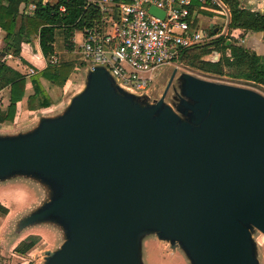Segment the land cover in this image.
<instances>
[{
	"label": "water",
	"instance_id": "95a60500",
	"mask_svg": "<svg viewBox=\"0 0 264 264\" xmlns=\"http://www.w3.org/2000/svg\"><path fill=\"white\" fill-rule=\"evenodd\" d=\"M85 72L62 112L0 133V181L27 176L49 196L19 228L46 223L63 234L44 264H144L147 234L191 264H261L264 94L183 72L170 104L177 69L154 101L104 65Z\"/></svg>",
	"mask_w": 264,
	"mask_h": 264
},
{
	"label": "trees",
	"instance_id": "16d2710c",
	"mask_svg": "<svg viewBox=\"0 0 264 264\" xmlns=\"http://www.w3.org/2000/svg\"><path fill=\"white\" fill-rule=\"evenodd\" d=\"M28 1L30 0H0V27L6 32L3 49L13 55L19 56L23 42L39 40L47 66L31 76L34 92L28 97V108L37 110L53 105V98L42 84L41 78L62 87L75 67V61L71 57L61 58L56 62H52L51 57L64 44L73 48V43L69 40L75 31L93 25L99 19L100 12L97 4L90 0H58L52 4L41 2L32 14L20 12V5ZM224 2L230 9V30L242 28L262 32L264 36V9L243 7L240 0ZM195 3L199 5L198 2ZM202 10L214 13L208 9ZM213 51L223 52V55L218 60L203 58ZM178 59L188 60L191 66L206 73L225 74L264 86V53L247 46L245 41L220 35L210 41L180 49ZM4 88L9 89V104L3 108L0 98V123L14 120L17 102L22 99L26 89L24 75L0 57V91ZM0 209L6 211L1 204ZM40 239L39 234H28L16 246L15 251L24 255Z\"/></svg>",
	"mask_w": 264,
	"mask_h": 264
},
{
	"label": "built area",
	"instance_id": "2783aa9c",
	"mask_svg": "<svg viewBox=\"0 0 264 264\" xmlns=\"http://www.w3.org/2000/svg\"><path fill=\"white\" fill-rule=\"evenodd\" d=\"M91 1L98 6L99 19L80 30V42L74 36L69 41L81 52L82 62L106 66L122 87L135 93H149L154 71L174 64L180 49L216 36L212 28H203L199 23L202 9L224 19L220 32L228 31L230 20L224 0ZM152 5L163 10L164 17L151 13ZM36 6L37 2H32L28 13ZM57 60L56 55L51 57L52 62Z\"/></svg>",
	"mask_w": 264,
	"mask_h": 264
},
{
	"label": "rangeland",
	"instance_id": "374dc122",
	"mask_svg": "<svg viewBox=\"0 0 264 264\" xmlns=\"http://www.w3.org/2000/svg\"><path fill=\"white\" fill-rule=\"evenodd\" d=\"M236 34L238 32H235ZM223 35L224 37L236 39L231 32H218L215 37ZM237 39L240 40L241 34ZM214 37V38H215ZM80 39V33L76 35ZM241 41V40H240ZM228 53V50H227ZM59 59L71 57L75 64L82 66L81 70L72 71L66 84L53 91V105L41 113L43 115H56L63 111L70 98L79 92L85 84L86 65L83 64L76 48H68L64 44L57 50ZM223 52L213 51L205 55L204 59H219ZM208 56V57H207ZM214 56V57H213ZM177 69L176 76L166 95L165 100L170 104H175V91L180 83L179 75L183 72H190L202 78L227 82L235 85L254 88L264 94V86L244 79L233 78L225 74H211L203 72L190 65L188 60H177L174 64L163 65L154 71L153 84L149 88L151 95L150 101L161 97L169 81L172 72ZM34 125H20V122L13 128L0 126V133H15L25 130ZM14 131V132H13ZM49 199L47 191L37 180L19 176L7 181H0V204L6 208V211L0 209V262L3 264H44L45 251L55 250L63 242L61 230L53 224H36L28 228H19L20 219L36 208L38 205ZM27 233H36L41 236L40 241L32 247L26 254L20 255L15 251L16 246L24 239L21 238ZM257 242L258 257L261 264H264V233L255 230L253 233ZM25 237V236H23ZM142 256L144 264H191L187 256L180 247L172 248L167 242H160L155 234H147L142 238Z\"/></svg>",
	"mask_w": 264,
	"mask_h": 264
},
{
	"label": "crops",
	"instance_id": "0c3cea01",
	"mask_svg": "<svg viewBox=\"0 0 264 264\" xmlns=\"http://www.w3.org/2000/svg\"><path fill=\"white\" fill-rule=\"evenodd\" d=\"M34 1H36L37 4L41 2L52 4V3L57 2L58 0H30L20 5V12L28 13V10L31 7L32 2ZM240 2H241V5L246 8L257 9V10L264 9V0H240ZM34 11L35 9L29 12V14H32ZM200 21H201V26L203 28H207V29L212 28V31L218 34V32L222 30L224 19L222 17L215 16L214 13L209 14L207 12L202 11L200 13L199 23ZM227 32L233 33L235 36H237V38L238 36H240L239 34H241L240 39H243V41H245L247 46L251 47L252 49L257 50L259 53H264V36L262 32H251V31H248L242 28H235V29L230 30L229 26H228ZM235 32H238V33L236 34ZM77 33H80V39L76 38ZM5 35H6V32L0 27V51H6V55L1 58H3L8 65L17 69L20 73L24 75V77L26 78V89H25V94L22 97V99L17 102V110H16L14 120L10 122L0 123V126L13 128L14 126H16L18 122H20V125L23 124V126L31 125L32 123L35 124L40 114H42L41 112L49 107L40 108L37 110H30L28 108V97L34 92L33 85L31 82V76L36 74L38 71L42 70L43 68L47 66L46 58L41 51L38 39H35L29 43L23 42L19 56L13 55L12 53H8L7 50L3 49L5 45V40H4ZM74 37L77 40V42H80L81 40L80 30L75 31ZM76 51L82 59V54L78 48L76 49ZM228 54H229V51H228ZM55 55L57 56L58 60H60L57 55V52L55 53ZM213 60H218V59L217 57H214ZM83 64L86 65V68L88 67L87 63L83 62ZM31 68L34 69L33 73L30 72ZM81 69H82V66L80 64H75V67H74V70H76L75 72ZM41 82L44 85V87L47 89L51 97L54 98L53 91L56 88H60V87L56 85H52L48 80L44 78H41ZM0 98H1V105L3 108H5L9 104V89L8 88H4L0 91ZM28 234H31V233H27V235ZM27 235H23V236L26 237ZM23 236H21L20 239L24 238ZM159 241L163 242L161 240Z\"/></svg>",
	"mask_w": 264,
	"mask_h": 264
}]
</instances>
